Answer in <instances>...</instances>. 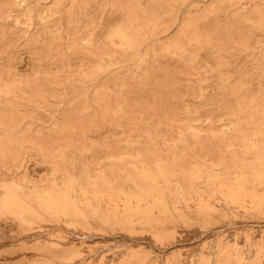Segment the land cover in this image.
Segmentation results:
<instances>
[{"label":"rangeland","instance_id":"1","mask_svg":"<svg viewBox=\"0 0 264 264\" xmlns=\"http://www.w3.org/2000/svg\"><path fill=\"white\" fill-rule=\"evenodd\" d=\"M55 1L38 2L36 0L31 7L35 11L56 10ZM58 1L61 3L60 12L54 16V20L62 19L65 32L60 35L53 28L48 37H43L46 40L44 44L35 40L37 29H30L28 33L26 32L29 30L27 29V13L20 7H14L9 0H0V7L8 9L5 13L6 18L0 19V64L6 65L11 58H14L9 64L12 68H16L24 78L32 80L40 72L41 79H45L46 75L52 79L58 76L59 81H65L68 71L78 78L81 69L98 65L96 58L90 55L84 44L71 46L72 41L77 40L80 35L74 28H67V13L73 8L74 1H77L75 4L79 5L83 0ZM253 1L256 2H250V0H188L184 4L176 2L172 7L162 4L161 32H163L158 38L147 41L142 49L143 57L147 53L152 54L154 50L156 53L150 59L126 65L123 70L116 69L100 82L102 88L110 85L111 90L116 93L105 94L106 96L104 95L101 101H91L92 107L87 104L89 108L83 113L86 114V118L92 119L94 125L90 131H87L85 142L77 141L79 151H76L77 155L70 157V161L75 160L79 165L82 163L88 165L93 176L111 167L113 163L115 164L111 161L114 158H124L123 166L139 168L144 165L155 173L158 172L157 166L170 164L176 159L177 169L182 178H185L186 172L191 173L199 165L205 171H209L216 164L223 167L228 165L230 158L228 151L235 147L238 149L240 143L234 138L222 140L223 145L211 148L213 150L209 153L202 152L201 147L192 146L186 152L187 156L174 158L173 155H169L173 154L169 149L177 145L179 146L177 155H181L182 146L177 127L190 121L188 110L203 114V103H208V99L215 97L220 80H226L227 85L233 87L241 79L246 78V81H250L251 75H255L251 85L254 89L260 88L259 75L264 71L262 68L264 66V19L262 17L264 2L262 0ZM142 2L145 5L148 4V0H142ZM206 2L208 5L216 2L219 8H223L222 13L216 19L204 17L203 7L209 9L208 5L205 6ZM247 3L251 9L246 12L247 18L249 17L251 24L259 27V30L252 38L235 37L228 44L229 49L222 52L221 57L216 58V61L213 60L216 54L214 55L210 50L202 51L200 59L192 62L187 56L172 54L165 49L168 44L166 39L177 37L189 22L199 23L201 30L205 32H210L214 23L219 22L225 27L233 28L234 34L236 32L234 27H240L242 33L249 34L253 27L249 22L242 23L234 20L236 11ZM200 7L202 11L199 10ZM13 8L14 12L10 13L9 9L13 10ZM91 8L94 12L95 7ZM255 8H259L262 14L258 15L253 10ZM119 18L121 15L110 9L106 13V26L98 32L102 42L106 41V34ZM53 37L57 39L54 40ZM240 41L252 42L254 49L240 50V46L235 44ZM107 45L112 51H116L113 45ZM191 50L194 51V48ZM39 54L45 58L42 62L38 61ZM217 59L223 66L215 73H211ZM170 72L174 75L172 78L174 87L167 86V82L170 81L168 77ZM96 88L98 87L91 86L90 93L96 91ZM200 90L208 97L206 101ZM65 91L63 87H54L53 90L47 92V100L42 108L30 112H27L29 108H23V111L34 118L29 117L27 123L32 120L36 121L28 126L35 131L43 128L44 132L51 133L54 129V122L49 116L55 117L60 113H69L72 110L71 103L78 102L80 99L79 89L74 92ZM117 96L123 100L121 105L126 118L104 117L102 114L106 98ZM112 99L116 102L115 98ZM93 105L96 106L93 107ZM169 110L176 112L177 123L167 122ZM115 121L120 122V125L115 126ZM141 124L149 125L161 134L158 153L160 162L149 157L145 161H140L135 149L128 145V139H131L133 145H145V141L138 138L137 130ZM254 141L251 140L252 143ZM64 150L69 154L73 152L70 149ZM63 151L60 145L55 146V154ZM255 157L256 153L251 152L247 159L253 160ZM51 160L50 157H42L32 148L28 149L24 161L25 168L32 176V180L35 179V183L44 185L45 182H52L56 177ZM15 171L16 167L12 165L11 160L0 157V179L5 174L14 175ZM235 177L234 171H230V178ZM175 179L174 175L171 176V180L177 185ZM195 183V185H190L187 182L191 186L188 195H185L179 186H177L178 195L165 190L164 198L168 202L169 211L160 213L155 210L151 224L142 221V215L129 218L126 213L118 214L110 210L109 214L116 216H111V222L101 220L100 215L89 216L84 221H72L66 218L57 220L44 215L42 220L34 221L30 226L23 228L10 216L0 214V264H76L81 259L84 260L80 262L82 264H141L139 263L141 260H147L151 264H218L223 257L229 260L228 264H237L238 260L243 262L241 264H263L264 188L252 181H244L246 189L230 200L215 193L207 177ZM216 200H221L222 204L220 202L215 204ZM200 201L210 205L205 212L200 210ZM90 202H93L94 210L100 208L102 214H104L103 210H107L106 201L92 200ZM209 202L211 204L214 202L213 206ZM81 209L84 214L90 215V211L84 206ZM104 215L107 216V214ZM129 222H131L130 225H128ZM70 230H73L72 233L79 237L72 234L73 240ZM38 231L43 232V235L39 236L41 233L39 234ZM67 231H70V234H67ZM81 231L84 236L88 234L89 238L87 236L83 238ZM65 240L71 241L72 244L69 242L70 246L66 244V247H61L59 244L63 246L62 242L66 243ZM85 251H87L86 254ZM54 255L66 258L56 260L51 258ZM90 255L93 257L91 258ZM230 255H232L231 259ZM83 256L89 260H85Z\"/></svg>","mask_w":264,"mask_h":264},{"label":"bare ground","instance_id":"2","mask_svg":"<svg viewBox=\"0 0 264 264\" xmlns=\"http://www.w3.org/2000/svg\"><path fill=\"white\" fill-rule=\"evenodd\" d=\"M35 1L9 0V3L14 4V7H20L27 13V29L29 30L26 32L28 33L30 29H37V38L35 40L45 44L46 40L43 37H48L53 28L60 35L65 32L62 19H58L59 21L57 19L54 20V16L60 12L61 3L56 0L54 3L56 10L52 9L45 12L41 10L35 11L31 7ZM76 2L74 1L73 8L67 13V28H74L80 37L72 41L71 46H77L80 43L84 44L90 55L96 58L97 66L81 69L77 76L78 78H75L68 71L65 81H59L57 79L58 76L52 79L46 75L45 79H41L40 72L32 80L24 78L18 73L16 68H12L9 64L14 58H11L6 65L0 64V157L11 160L12 165L16 167L14 175L5 174L0 179L1 215L10 216L24 228L25 226H30L34 221L42 220L44 215L57 220L66 218V220L72 221H84L89 216L96 217L100 215L101 220L111 222L112 217H116L115 214H109V211L113 210L118 214L126 213L129 218L135 215H142L141 220L151 224L155 210L160 213L169 211L168 202L164 198V191L168 190L178 195L177 186H179L183 193L188 195L191 186L187 182L190 185H195V182L207 177L215 193H219L230 200H233L236 194H240L246 189L244 181H252L264 188V71L259 75L261 86L258 90L251 85L255 75H251L250 81H246V78L241 79L233 87L227 85L226 80H220L215 97L210 99L200 90L201 94L204 95V101L209 100L208 103H203V114H199L198 111L188 110L190 121L181 127L175 126L178 129L182 149L179 156L177 155L179 146L176 145L169 149L173 152V154L169 155H173L174 158L187 156L186 152L192 146L201 147L202 152L209 153L213 150L211 148L222 146V140L234 138L240 141L238 149L235 147L228 151L230 154L229 164L224 167L216 164L209 171H205L199 165L191 173L188 174L186 172L185 178H182L180 171L177 169L178 161L176 159L170 164L157 166L158 172L155 173L144 165L139 168L125 165L124 167V158H114L111 161L115 162V164L113 163L111 167L93 176L88 165L83 163L79 165L75 160L70 161V157L77 155L76 151H79L76 144L77 141L85 142L87 140V131H90L94 125L92 119L86 118V114L83 113L84 110L89 108L87 104L92 107L91 101H101L104 99L103 96L105 94L116 93L111 90L110 85L102 88L100 82L116 69L123 70L126 65L150 59L156 51L154 50L152 54L147 53L143 57L142 49L147 41L158 38L163 32H161L162 4L172 7L176 2L184 4L188 0H148L147 5L143 4L142 0H83L79 5H76ZM250 2L256 1L250 0ZM207 5L208 2H206L205 6ZM93 6L95 7L94 12L91 10ZM208 6L209 9L203 7L204 17L207 19L210 17L216 19L222 13L223 8H219L216 2H211ZM195 7L197 6L195 5ZM109 9L119 13L121 18L115 22L113 28L106 34V41L102 42L98 32L106 26L105 18ZM199 10L202 11V8L200 7ZM253 10L258 15L262 14L259 8ZM7 11L8 9L0 7V19L6 18L5 13ZM9 11L10 13L14 12V8L13 10L9 9ZM249 11L251 9L248 7V3L242 5L236 11L234 20L251 24V19L247 18L248 15L246 14ZM262 17L264 19V15ZM251 26L253 25L251 24ZM253 27H251L249 34L242 33L240 27H234L236 31L234 34L233 28L230 29L219 22H215L211 27L213 29L210 32H205L201 30L199 23L189 22L183 27L177 37L166 39L168 44H166L165 49L172 54H179L182 57L187 56L192 62L200 59L202 51L210 50L214 55L216 54L215 57L213 56V60L216 61V58L221 57L222 52H226L229 49L228 44L235 37L240 39L254 37L259 27ZM252 30L254 31L252 32ZM176 38L177 40H175ZM53 39L56 40L57 38L53 37ZM107 44L113 45L116 51H112ZM235 44L239 45L242 51L254 49L250 41H240L235 42ZM191 48H194V51ZM37 58L39 62L45 59L42 54H39ZM222 66L223 64L217 59L211 73H215ZM262 68L264 70V66ZM173 76L172 72L168 74L170 79L167 82L168 87H174L175 85L172 80ZM93 85L98 88L91 94L89 89ZM58 86L63 87L66 90L65 92H68L67 90L74 92L79 89L81 92L78 95L79 101L71 103L72 110L69 113H60L55 117L49 116L50 120L52 119L54 122V129L51 133L44 132L43 128L37 131L33 130L28 125L34 124L36 121L32 120L27 123V119L31 117L27 112L42 108V105L47 100V92ZM99 88L101 90H97ZM112 98H115L116 102H113ZM122 101L121 97L118 96L107 97L103 105L104 113L102 115L104 117L112 116L125 119L126 113L121 105ZM96 105H93V107ZM23 108H29V111L25 112ZM76 113L78 114L76 115ZM31 119H34L33 116ZM168 121L172 124L177 123V115L174 110H169L167 114ZM114 125H120V122L115 121ZM137 132L139 133L138 138L145 141V145H133L131 139H128L127 143L135 149L140 161H145L149 157L156 162H160L158 153L160 149L159 141L162 136L159 131L152 129L149 125L141 124ZM208 140L213 142H206ZM251 140L255 141L252 143ZM56 145H60L62 151L63 149H70L73 152L69 154L64 150L55 154ZM29 148L37 151L44 158L50 157L52 159L51 164L56 175L52 182H45L44 185H41L35 183L34 178L32 180V176L25 168L24 162ZM251 152L256 153V157L253 160L247 159ZM230 171H234L235 178H230ZM173 175L176 177L177 185L171 180ZM37 181L40 182V180ZM92 200L96 202L106 201L107 210H103V213L107 214V216L102 214V211L99 210L100 208L94 210L93 202H90ZM217 200L215 204L217 202L222 204L221 200ZM200 202V210L205 212L210 205L205 204L204 201ZM213 204L214 202L211 205L213 206ZM82 206L90 211V215L87 216V214L82 212ZM130 224L131 222L128 225ZM46 226L44 227L46 228ZM42 227L38 228L41 229ZM70 231H67V234L71 233V237L72 234L79 237L72 233L73 230ZM40 233L41 235H39ZM42 233L39 232L38 235L42 236ZM81 234L83 238L88 237V234L85 235L87 237L83 235V232ZM69 242L71 241L62 242L65 246L64 244L62 246L61 243L59 245L61 247L70 246ZM229 257L231 259L232 255ZM51 258L65 260L66 257L54 255ZM85 260L89 259L85 258ZM81 261L82 259L76 264H82L80 263ZM228 262L229 260L223 257L218 261V264H228ZM237 262V264L243 263L239 260ZM139 263L151 264L147 260H141Z\"/></svg>","mask_w":264,"mask_h":264}]
</instances>
